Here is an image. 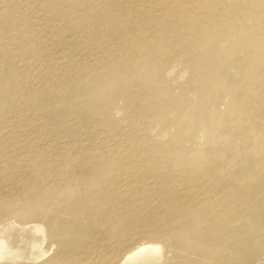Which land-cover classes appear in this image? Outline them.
<instances>
[{
    "label": "bare ground",
    "instance_id": "1",
    "mask_svg": "<svg viewBox=\"0 0 264 264\" xmlns=\"http://www.w3.org/2000/svg\"><path fill=\"white\" fill-rule=\"evenodd\" d=\"M0 3L9 4L13 11L17 10L22 15L17 19L16 27L10 26V29L21 31L22 34L4 40L6 46L0 48L3 50L0 59H10L14 65L12 69L4 70L0 61V81L3 75L11 76L6 84L0 82V183H13L14 188L9 190L22 195L21 200L17 197L13 201L14 198L3 194V200H0V258L9 254L7 261L4 263L2 258L0 264L1 261L3 264H156L160 250L176 257L173 264H254L259 255L256 247L264 242V228H256L259 222L264 221V193L260 194L256 190L257 184L264 185V171L259 167L258 160L264 156V116L261 117L260 113L253 116L247 114L241 120L233 121L234 127L221 135L223 142L232 140L233 148H239L234 152V157L238 159L239 165H243L244 171L238 177L230 173L221 178L218 173L204 175L201 179L205 184L209 182L211 185L217 181L216 190L202 189L192 195L187 193L196 188L190 184L194 176L180 179L179 174H174L176 170L173 175L170 174L171 170L170 175H167L170 183H166V186H171L172 190L163 189L161 184L156 190L151 186V176L143 177L148 168L158 171L161 176L164 173L160 174V168L165 164L153 162L147 155L142 156V161L137 160L135 154L139 149L127 144L128 137L123 138L120 132L114 137L112 120L108 116L110 112H105L103 119L97 121L96 130L93 126L76 130L75 120L67 122L61 119L59 108L76 106L82 87L88 82L89 69L83 60L92 65L101 62L105 54L110 53V50L113 52L115 43L108 39L110 44L102 49H91L87 40L99 38L96 37L99 30L97 33L94 29L90 33L82 31L77 44L73 41L61 43V32L57 35L60 28L39 21L41 17L36 10L38 4L34 0L26 1V5L22 6L10 0ZM95 3L97 6L120 10V13L131 18L136 16L138 5L149 6L151 11L140 13L138 19V23L144 25L148 24L152 11L159 6H171L172 0H96ZM96 13L100 16L96 9L86 13L79 11L72 16L78 24L86 26L90 14ZM237 16L239 19L232 22L235 24L231 29V34H237L240 42L235 53L241 52L242 48L247 53L246 64L240 62L237 67L242 65L243 71L260 70L258 61L264 56V17L251 10H241ZM54 19L58 21V18ZM99 22L103 29L105 24L111 23V19L104 20L101 16ZM10 23L4 20V25ZM71 25L70 30L74 27L72 22ZM105 30L109 31L110 28ZM220 35L214 34L213 39L203 44L216 45V38ZM35 43H40L47 50L42 55L49 56L44 57L34 51L32 44ZM183 44V40H177L175 47ZM155 47H160V44ZM134 52L131 49L130 54ZM54 53L60 55L56 57ZM17 61L22 63L14 64ZM217 62L218 59L213 60L212 65L215 66ZM217 69L220 70L221 66ZM42 70L48 73L42 74ZM56 73L62 74L63 78H59ZM238 80L245 82L246 78L239 77ZM252 80L255 79H249L244 89L250 90L256 86ZM207 86L215 87L210 84ZM204 91L205 87L200 89V92ZM60 96L62 102L56 104ZM150 96L156 95L153 92ZM259 97L264 100V81L259 86ZM234 98L227 103L230 112L245 101V97ZM80 100L82 104L83 98ZM81 104L76 107H82ZM252 104L256 105L254 101ZM181 122L182 118H179L178 125ZM52 124L56 125L59 133L68 135L71 132V139L68 141L67 138L55 137ZM177 131H181L180 125ZM217 132L218 129L211 127L208 135ZM247 132L254 135L244 140ZM127 134L133 140L139 139L132 130ZM51 143L53 146H50ZM79 150H91L95 154L106 150L127 160L128 169L113 168L99 159H89L91 162L83 166L49 165V153L51 156L64 157L66 153L72 154ZM223 156L225 154L219 159ZM203 164L209 165L205 160L191 159L183 165V169L188 171L191 167L197 168ZM27 168L35 171L24 175L23 179L11 175L13 169L23 172ZM212 177H217L214 178L217 180ZM223 180L237 184V190H241L242 194L221 190ZM35 182H41L43 187ZM147 186L152 197L153 214L140 205L137 208L138 203L134 200L130 203L128 199L129 193L136 194ZM243 199L257 211L258 216L249 219L247 216L242 220L237 227L241 234L229 233L228 227L233 220H230L228 213L221 214L219 206H227L228 212L241 216L246 205L242 207L238 202ZM14 225L22 233L27 230L33 233L46 232L42 235L49 244L48 249L44 250L43 240L35 239L26 243L18 241L21 242L19 247L10 246L13 238L10 227Z\"/></svg>",
    "mask_w": 264,
    "mask_h": 264
},
{
    "label": "rangeland",
    "instance_id": "2",
    "mask_svg": "<svg viewBox=\"0 0 264 264\" xmlns=\"http://www.w3.org/2000/svg\"><path fill=\"white\" fill-rule=\"evenodd\" d=\"M10 1H15L17 6H22L26 5V1L33 0ZM34 1L38 4L36 10L41 17L39 21L54 24L56 28H60L57 35L61 32V43L73 41L77 44L82 31L90 33L94 29L97 33L99 30L97 36L95 35L99 38L94 37V39L87 40L91 49H102L110 44L108 39L116 46L113 52L110 50V53L105 54L101 62L94 63V65L83 60L89 69L88 82L82 87L80 93V98H83L82 104L80 98L75 103L76 106L81 104L82 107L59 108L61 119H66L67 122L75 120L74 128L76 130L92 126L96 130L97 121L103 119L105 112H110L108 116L112 120L114 137L117 132H120L123 138L127 136V144L134 145L139 149L135 154L137 160L142 161V156L147 155L152 158L153 162L160 161L165 164L163 167L159 166L161 167L160 174L164 173L161 176L158 175V171L148 168L143 177L151 176L150 181L153 183L151 186L156 190L160 184L162 187L164 186L163 189L172 190L171 186H166V183H170L167 175H173L175 170L174 174H179L180 179L194 176L190 184L196 188H192L187 193L192 195L202 189L216 190L217 181L212 182L211 185L209 182L205 184L201 179L204 175L218 173L221 178L229 173L237 175V177L238 174L243 173V165H239L238 159L234 157V152L239 148H233L232 140L223 142L221 135L228 133L234 127L233 121L241 120L247 114L253 116L260 113L261 117L264 116V100L259 97V86L264 81V56H261L258 61L261 64L260 70L243 71L242 65L237 67L240 62L246 64L247 53L244 48L238 54L235 53L240 42L237 39V34H231V29L235 24L232 22L239 19L237 13L241 10L256 11L259 16L264 17V2H258L259 0H172L171 6H167V8L159 6L152 11L151 17L147 21L148 24L140 25L138 23L140 13L151 11L149 6L138 5L136 16L131 18L127 14L120 13V10H112L103 7L104 5L97 6L96 0ZM72 1L75 2L71 3ZM90 9L99 11L100 16H97V13L90 14L86 26L78 24L72 16L73 13L79 11L86 13ZM21 16L20 12L13 11L9 4L0 3V48L6 46L4 40L8 41L12 35L22 34L21 31L10 29V26L16 27L17 19ZM101 16L104 20L111 19V23L105 24L103 29L99 22ZM54 18H58V21ZM4 20L11 23L4 25ZM71 22L74 24L72 30H70ZM243 24L246 25V23ZM108 28L110 30L106 31L105 29ZM216 33L222 34L216 38V45L213 43L203 44L208 39H213ZM177 40H183L184 44L175 47ZM156 44H160V47H155ZM32 45V49L39 55L49 56L42 55L47 50L40 43ZM153 48L155 54L151 52ZM131 49L135 50L132 54H130ZM9 50L11 51L10 48ZM2 54L3 50H0V56ZM58 55L60 54L54 53V56ZM215 59H218V62L214 66L212 61ZM137 60L144 65L142 66ZM0 61L4 70L14 67L10 59H0ZM20 63L22 62L17 61L14 64ZM219 66L221 69L216 70V67ZM43 72L48 73L46 70H42V74ZM55 75L63 78L60 73ZM239 77L246 78V81L241 82L238 80ZM10 78L11 76L7 75L1 76V84H6L5 82H8ZM251 78L255 79L252 81L256 83V86L250 90L244 89L246 82ZM208 84L215 87H208ZM203 87H205V91L200 92ZM153 92L156 96H150ZM234 97H245L243 98L245 101H242V104L230 112L227 110V103ZM252 101L256 104L255 106ZM61 102L60 96L56 104ZM233 103L240 102L234 101ZM180 115L182 117H179ZM179 118H182V122L179 124L181 131H177ZM230 121L231 124H228ZM44 126H46L45 123ZM26 127L30 126L26 125ZM211 127L218 129V132L211 133L209 136L208 132L211 131ZM52 128L55 137L67 138L68 141L71 139V132L68 135L59 133L54 124H52ZM131 130L139 139L133 140L131 136H128L127 133ZM177 132L181 134L178 135ZM177 135L180 137L178 138ZM253 135L251 132H247L243 139L247 140ZM173 140L175 141L173 142ZM50 146H53V143ZM143 146L148 147L149 150ZM37 151L45 152L46 150ZM101 151L103 153L95 154L91 150H79L72 154L66 153L64 157L51 156L49 153V165L80 164L83 166L86 162H91L90 160L99 159L105 164L109 163L113 168L128 169L127 160L107 153L106 150ZM222 154H225L224 158L219 159ZM197 158L205 160L209 165H198L197 168L191 167L188 171L183 169V165L189 163V160ZM258 160L259 167L264 171V156H260ZM210 163H212L211 166ZM222 164L223 166H218ZM181 165L182 167H180ZM171 170L172 172H170ZM34 171V169L29 171V168L23 172L20 169H13L11 175L22 178ZM214 178L217 177H212L213 180H217ZM164 180H166L165 183ZM36 184L43 187L41 182ZM257 187V192L263 194L264 185L257 184ZM13 188L14 184L11 182L0 183V200H3V194L14 198L13 201H16L17 197L18 200H21V193L15 194L14 190H9ZM220 189L228 193L237 191L238 194H242L241 190H237L239 189L237 184L228 183L226 180L222 181ZM175 192L177 193V191ZM128 199L130 203L133 200L136 201L137 208L140 205L142 209L147 208L153 214L149 186L144 187L136 194L129 193ZM238 203L242 207L246 205L241 216H235L228 212L227 206H219L220 213H228L230 220H233L228 227L229 233H239L238 228L245 217L248 216L247 219H249L258 216L257 211L247 205L246 199ZM9 217L12 216L9 215ZM14 219L18 220L16 217ZM16 227L18 226L10 227L13 237L10 246L19 247L18 244H21L22 241L26 243L35 239L43 240L41 243L44 250L48 249L49 244L42 235L46 232L33 233L27 230L22 233L19 229H15ZM256 228H264V221L259 222ZM18 241L21 242L18 243ZM256 249L259 255L254 264H264V242L259 244ZM5 255L0 258V260L4 258L2 259L4 263L9 254ZM157 258L156 264H173V261H176V257L172 253L167 254L162 250L158 252ZM2 261L1 264H3Z\"/></svg>",
    "mask_w": 264,
    "mask_h": 264
}]
</instances>
